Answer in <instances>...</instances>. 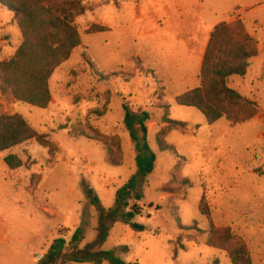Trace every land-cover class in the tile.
<instances>
[{
    "label": "rangeland",
    "instance_id": "obj_1",
    "mask_svg": "<svg viewBox=\"0 0 264 264\" xmlns=\"http://www.w3.org/2000/svg\"><path fill=\"white\" fill-rule=\"evenodd\" d=\"M241 4L84 0L86 12L75 20L82 46L54 73L49 107L0 92V114L23 117L37 135L5 154L18 155L23 168L12 171L0 161V264H38L57 239L70 242L78 229L81 247L95 241L99 212L85 186L110 209L136 173L124 102L150 114L148 140L157 161L140 188L142 199L132 201L139 211L134 222L144 231L118 222L103 249L116 250L128 264H232L231 253L245 247L253 264H264V106L255 102V117L241 125L226 119L209 125L198 110L176 101L200 85L194 58L179 56L176 38L199 39L195 32L205 31V23L209 29L234 17ZM249 15L264 27L259 14ZM98 27L109 30L95 34ZM21 44L17 21L0 3V63ZM175 61L185 62L180 76L188 84L168 82L179 78L171 72ZM256 62L264 87V66ZM163 131L178 157L160 152L156 137Z\"/></svg>",
    "mask_w": 264,
    "mask_h": 264
},
{
    "label": "trees",
    "instance_id": "obj_2",
    "mask_svg": "<svg viewBox=\"0 0 264 264\" xmlns=\"http://www.w3.org/2000/svg\"><path fill=\"white\" fill-rule=\"evenodd\" d=\"M0 3L12 13L22 34V44L14 57L0 63V92L16 102L47 109L52 100L50 81L54 73L82 46L75 20L86 12L84 0H0ZM108 30L98 27L94 33ZM258 55L256 41L242 21L218 24L211 33L204 55L200 85L177 97V104L198 110L209 125L221 119H226L233 126L250 121L257 113L256 104L231 89L229 80L233 76L244 77L250 61ZM122 107L125 112L124 124L135 147V175L117 190L114 206L110 209H105L96 192L90 186H85L87 198L99 212L97 238L81 247L83 236L82 230L78 229L70 242L57 239L38 264H128L117 255L116 250L106 251L103 247L112 226L118 222L144 231V226L134 222L139 211L132 206V201L142 199L140 188L153 174L157 155L148 140L150 114L132 111L127 102ZM166 123L174 125L176 129L185 128L183 123L173 120ZM166 133L163 131L156 137L159 150L178 157L175 148L162 140ZM32 139H37V135L23 117L0 114V154L8 153ZM3 162L12 171L25 166L24 161L15 154L6 155ZM130 207L132 212L128 211ZM205 215L213 227L210 216ZM230 259L232 264H253L245 247L234 250Z\"/></svg>",
    "mask_w": 264,
    "mask_h": 264
},
{
    "label": "crops",
    "instance_id": "obj_3",
    "mask_svg": "<svg viewBox=\"0 0 264 264\" xmlns=\"http://www.w3.org/2000/svg\"><path fill=\"white\" fill-rule=\"evenodd\" d=\"M242 4L238 5V7L235 9L234 17H230L226 19L223 22L220 23H227L228 21H237L240 20L244 23L247 32L249 35L257 41V48L259 50V55L256 58H253L250 61V67L248 70V73L244 77L233 78L231 77L229 80V87L236 92H238L241 96L244 98L254 101V103H258L259 109H261L264 106V94L263 90L264 87L262 86V82L258 76V67L256 66V61L261 59V64L264 66V49L262 48V45L264 44V27L260 28L257 21L252 20V17H250V11L253 10L256 14H259L263 20H264V0H241ZM227 9L230 6L226 5ZM232 22V23H233ZM217 23L210 27L208 29L207 23H205V31H199L195 32L196 36L199 38L197 39L194 37L193 42H190L192 38L184 40V38L177 37L175 40V44L177 45L176 52H178L183 58H194L195 61V77L199 79L200 76V70L202 66V62L204 59V55L206 53L208 43L210 40L211 33L213 32L214 28L220 24ZM199 35H201L199 37ZM189 41V42H188ZM199 42V43H198ZM262 42V44H259ZM163 51H165L164 46L161 44L159 46ZM179 62H173L174 69L173 74L178 76L179 78H170V76L167 78L169 83H172L174 85H184L188 84L189 78L187 76H180L181 68L183 67L182 64H185V62L179 63ZM161 67L158 65L157 71L159 73L161 72ZM170 73V71H168ZM193 75V78H194ZM235 83V84H234ZM189 88V87H188ZM197 88V87H196ZM193 90V89H192ZM191 91V90H190ZM189 92V91H188ZM187 93V92H186ZM185 94V93H184ZM183 95V94H182ZM6 154V153H5ZM5 154H0V161L3 163V159L6 156Z\"/></svg>",
    "mask_w": 264,
    "mask_h": 264
},
{
    "label": "built area",
    "instance_id": "obj_4",
    "mask_svg": "<svg viewBox=\"0 0 264 264\" xmlns=\"http://www.w3.org/2000/svg\"><path fill=\"white\" fill-rule=\"evenodd\" d=\"M133 206V205H132ZM128 211H131L132 212V207H130L129 209H128Z\"/></svg>",
    "mask_w": 264,
    "mask_h": 264
},
{
    "label": "water",
    "instance_id": "obj_5",
    "mask_svg": "<svg viewBox=\"0 0 264 264\" xmlns=\"http://www.w3.org/2000/svg\"><path fill=\"white\" fill-rule=\"evenodd\" d=\"M41 257H38V260H40Z\"/></svg>",
    "mask_w": 264,
    "mask_h": 264
}]
</instances>
